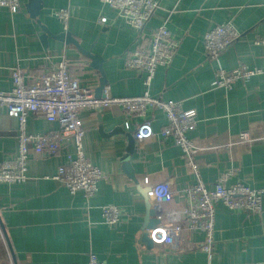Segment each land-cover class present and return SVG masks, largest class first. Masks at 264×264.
Returning a JSON list of instances; mask_svg holds the SVG:
<instances>
[{
  "label": "crops",
  "instance_id": "1",
  "mask_svg": "<svg viewBox=\"0 0 264 264\" xmlns=\"http://www.w3.org/2000/svg\"><path fill=\"white\" fill-rule=\"evenodd\" d=\"M28 1L19 0L13 14L0 7V92L11 91L14 68L24 69L26 83L31 84L63 56L70 76L95 95L102 75L73 44L54 38L66 32L83 51L98 57L107 81L104 94L141 95L144 74L126 68L125 62L165 23L178 48L167 66L155 70L149 93L163 101H179L183 109L196 112L198 123L188 137L204 148L195 163L208 189L219 175L236 169L227 185L237 181L264 191V74L235 80L230 90L215 86L218 67L264 70V45L257 44L264 40V0H159L155 16L141 31L100 0H42L40 23L29 14ZM60 9L69 14L66 30L55 16ZM102 18L105 22L99 23ZM226 22L240 37L216 61L210 60L204 34ZM41 26L54 36L47 38L46 45ZM146 119L156 133L166 127L159 109L148 108ZM79 120L85 155L104 176L96 193L89 199L81 191L70 194L53 179L58 168L74 158L72 142L52 156L31 155L25 182L0 184V264H86L89 253L104 264H208L201 250L203 234L190 231L184 223L175 246L146 242V231L159 224L150 213L155 207L150 187L169 184L174 204L181 207L183 190L196 182L181 150L158 135L140 143L133 139L130 147L127 136L133 135L142 119L126 115L118 106L83 109ZM17 129V121L0 109V162L16 155ZM57 130V123L41 116L27 117L29 134ZM243 132L252 139L250 143L238 142ZM144 178L149 186L141 184ZM104 205L120 208L119 224H103ZM262 207L260 213H248L214 204L209 264H264V192Z\"/></svg>",
  "mask_w": 264,
  "mask_h": 264
},
{
  "label": "built area",
  "instance_id": "2",
  "mask_svg": "<svg viewBox=\"0 0 264 264\" xmlns=\"http://www.w3.org/2000/svg\"><path fill=\"white\" fill-rule=\"evenodd\" d=\"M103 4L116 11L123 21L141 31L155 16L159 8V0H100ZM0 7L16 13L19 0H0ZM64 30L67 29L69 14L60 9L55 13ZM105 19L99 20L104 23ZM240 37V32L231 22L215 25L203 37L204 50L210 60L216 61L222 51L234 44ZM257 44L264 45V40ZM178 48V41L170 34L165 23L158 25L147 42L137 47L128 56L125 66L144 74L145 91L138 96L111 97L104 94L97 99L92 91L81 87L68 71L65 57H61L55 66L43 74L34 83L27 84V72L14 68L11 72L12 89L8 93L0 92V109L7 117L15 119L17 129V153L9 160L0 162V184H18L27 180L28 161L31 155L52 156L65 143L74 145V158L67 166H61L53 177L63 185L70 194L81 191L89 199L97 191V183L104 176L101 170L92 165L83 150L84 129L79 120L83 109L96 110L109 106H118L131 117L142 121L133 133V139L142 141L160 136L171 139L186 161L187 167L196 178L195 184L183 190L184 205L174 204L169 184L152 186L156 219L159 224L146 231L148 240L155 246L170 248L175 246L184 223L190 231L203 234L201 250L206 254L207 262L212 259L214 233V204L220 202L230 211H245L260 213L262 211L263 190L244 186L240 182H227L236 173V169L218 176L212 189H208L200 179L195 157L204 150L196 145L188 133L193 131L198 123L194 110L183 109L179 101H163L149 93V86L155 70L167 66L173 59ZM264 74L263 69L249 68L245 65L227 71L218 67L215 74V86L230 90L235 80H244ZM148 108L161 110L166 118V127L154 132L146 119ZM28 115L41 116L49 122L57 123L58 130L48 134H29L26 131ZM248 133L238 136L239 143H250ZM142 185H148L147 178L142 179ZM103 224L114 227L122 221L123 213L115 205L101 207ZM86 264H104L93 253L88 254Z\"/></svg>",
  "mask_w": 264,
  "mask_h": 264
},
{
  "label": "water",
  "instance_id": "3",
  "mask_svg": "<svg viewBox=\"0 0 264 264\" xmlns=\"http://www.w3.org/2000/svg\"><path fill=\"white\" fill-rule=\"evenodd\" d=\"M41 8H42V0H29L28 1V5H27L28 12L31 15V17L34 18L37 21V23H40L39 14H40ZM41 29H42V32H43L42 35H41V40L46 45L47 38L48 37H54V36H52L48 32L46 27L41 26ZM54 38H57L60 41H64L66 44H69V43L73 44L77 49H79L81 52H83L86 56H88L94 62L93 67H96L100 71V73L102 75V80L100 81V85H99V87L97 88V90L95 92V97L97 99L103 98L104 97V87H105L107 81L104 78V74H103V71H102L101 66L99 64L98 57L92 56L90 53H88L86 51H83L79 47L78 43L71 37L70 33L63 32V33H60L59 35L55 36ZM96 110L97 111H101L102 108H97ZM127 137H128L129 146L131 147V145L134 144V140H133L131 135H128ZM128 176L133 178V175L131 173ZM144 190H145V193H148L150 189H144ZM150 213L154 217L153 220L155 222H158L157 219H156L155 209H154L153 212H150ZM151 222L152 221H150L149 226H151L150 225ZM146 242L148 243L149 246L152 245V243L149 240H147Z\"/></svg>",
  "mask_w": 264,
  "mask_h": 264
}]
</instances>
